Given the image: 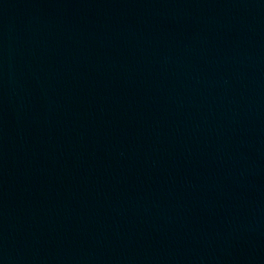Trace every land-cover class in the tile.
Returning <instances> with one entry per match:
<instances>
[{"label":"water","instance_id":"95a60500","mask_svg":"<svg viewBox=\"0 0 264 264\" xmlns=\"http://www.w3.org/2000/svg\"><path fill=\"white\" fill-rule=\"evenodd\" d=\"M0 264H264V0H0Z\"/></svg>","mask_w":264,"mask_h":264}]
</instances>
